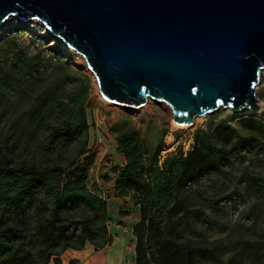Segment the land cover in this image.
Segmentation results:
<instances>
[{
	"label": "trees",
	"instance_id": "trees-1",
	"mask_svg": "<svg viewBox=\"0 0 264 264\" xmlns=\"http://www.w3.org/2000/svg\"><path fill=\"white\" fill-rule=\"evenodd\" d=\"M21 36L0 39V264H61L67 252L113 240L108 202L90 189L81 161L89 148L91 79L58 49L30 51ZM110 131L124 158L115 191L131 194L140 211L134 264H209L217 247L203 232L224 191L200 182L225 174L235 154L264 162V117L212 121L194 133L189 150L165 156L169 129L147 138L126 115ZM239 183L232 196L264 197V171L245 167ZM239 243L264 264V227Z\"/></svg>",
	"mask_w": 264,
	"mask_h": 264
},
{
	"label": "water",
	"instance_id": "water-1",
	"mask_svg": "<svg viewBox=\"0 0 264 264\" xmlns=\"http://www.w3.org/2000/svg\"><path fill=\"white\" fill-rule=\"evenodd\" d=\"M82 56L100 96L140 109L167 104L191 126L219 109L260 112L264 0H0Z\"/></svg>",
	"mask_w": 264,
	"mask_h": 264
},
{
	"label": "rangeland",
	"instance_id": "rangeland-1",
	"mask_svg": "<svg viewBox=\"0 0 264 264\" xmlns=\"http://www.w3.org/2000/svg\"><path fill=\"white\" fill-rule=\"evenodd\" d=\"M15 31L22 33L20 42L29 45L30 51L45 48V52H49V49L56 48L68 58L72 67L90 77L91 106L87 110L90 123L89 148L88 154L83 156L81 161L88 163L89 166L90 189L102 195L108 202L109 222L116 225L118 224L116 221L119 222L123 217L126 219V223L123 222L121 225L123 227L121 230L130 237L129 249H132L136 243L130 226L137 217L140 218V211L134 204L131 194L119 196L115 191L116 171L122 167L124 158L117 151V143L114 134L110 131V126L129 115L132 123L144 137L153 138L155 133L169 129L163 150L165 156L178 148L184 151L189 150L193 144L194 133L198 129L206 130L212 121L227 120L235 123L239 115L250 112L233 113L221 108L207 117H197L191 126H179L173 122V112L165 103L149 100L140 109L110 103L100 96L96 77L85 59L69 49L60 39L51 36L43 24L38 21L25 22L17 18H9L0 28V39ZM29 37L36 39L35 44L30 42ZM257 98L260 112L250 113L257 117H264V71L262 82L257 86ZM260 159H262L260 156L252 153L247 156L235 154L230 162H226L223 166L225 174L213 173L200 182L207 191L211 189L214 182L219 191H224V199L213 204L209 209L212 224L203 232L209 244L217 247L216 256L210 260L209 264H263L255 255L242 250L243 245L239 241L250 237L253 230L264 227V197L257 199L246 194L245 191L238 196L231 195L234 188L243 187L239 183L242 169L248 167L250 171L256 173L264 171V162ZM228 188L230 190L226 191ZM88 247L95 249L91 245Z\"/></svg>",
	"mask_w": 264,
	"mask_h": 264
},
{
	"label": "crops",
	"instance_id": "crops-1",
	"mask_svg": "<svg viewBox=\"0 0 264 264\" xmlns=\"http://www.w3.org/2000/svg\"><path fill=\"white\" fill-rule=\"evenodd\" d=\"M125 220L123 217L119 222L116 221L118 223L116 225L109 222V231L113 237L111 244L102 249H93L87 246L81 251L67 252L61 257V264H134L135 246L133 245V248L129 249L130 237L121 230L123 222L126 223ZM139 220L140 218L137 217L133 225L130 226V231H133L134 225Z\"/></svg>",
	"mask_w": 264,
	"mask_h": 264
},
{
	"label": "bare ground",
	"instance_id": "bare-ground-1",
	"mask_svg": "<svg viewBox=\"0 0 264 264\" xmlns=\"http://www.w3.org/2000/svg\"><path fill=\"white\" fill-rule=\"evenodd\" d=\"M67 50H68V53H69V49H67ZM67 50H66V51H67ZM148 101H149V100H148ZM147 103H148V102H147ZM147 103H146V104H147ZM146 104H145V105H146Z\"/></svg>",
	"mask_w": 264,
	"mask_h": 264
}]
</instances>
